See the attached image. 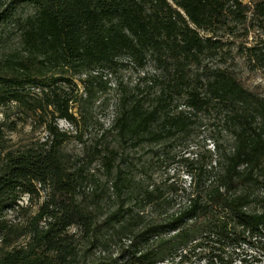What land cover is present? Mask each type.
I'll list each match as a JSON object with an SVG mask.
<instances>
[{
    "label": "trees",
    "instance_id": "obj_1",
    "mask_svg": "<svg viewBox=\"0 0 264 264\" xmlns=\"http://www.w3.org/2000/svg\"><path fill=\"white\" fill-rule=\"evenodd\" d=\"M17 2L31 12L15 19L19 47L0 58V264L264 263V97L234 70L202 64L220 54L213 34L248 13L264 22V0H0V31ZM250 50L264 65V49ZM122 60L153 70L117 85L109 126L72 164L57 121L77 128ZM212 108L230 141L184 159L187 183L156 181L135 161ZM20 120L41 123L45 138L7 144ZM95 156L102 178L87 167Z\"/></svg>",
    "mask_w": 264,
    "mask_h": 264
},
{
    "label": "rangeland",
    "instance_id": "obj_2",
    "mask_svg": "<svg viewBox=\"0 0 264 264\" xmlns=\"http://www.w3.org/2000/svg\"><path fill=\"white\" fill-rule=\"evenodd\" d=\"M241 1L243 4L249 3L248 0ZM8 10L5 26L0 31V58L5 56L8 51L16 50L19 47L18 37L14 34V22L18 16L29 14L31 7L17 2L12 4ZM250 18L248 13L246 22L235 23V25L231 22L230 26L232 27L230 29L213 34V39L220 42L218 44L220 54L212 58H203L202 64L234 70L245 86L264 97V65L256 63L250 50L254 47L264 49V22H251ZM121 62V67L115 73H109L104 78L109 86L107 92L98 94L90 107L81 110L85 117L78 123L77 128L63 119L57 121L58 127L69 132L71 136L62 148L70 157L72 164H79L87 160V150L98 143V136L103 129L109 126L114 102L118 95L117 85L121 84L126 88H132L136 83L141 82L143 74L153 70L150 63L141 70L128 60ZM78 78L77 75L72 76L73 82L77 85V90L74 92L76 93L74 94L75 99L83 95ZM175 101V105L183 108V99ZM73 111L78 113L76 107ZM11 118L13 119V117ZM194 121L195 123L188 133L177 137L170 143L151 146L153 151L150 153H147L148 149L143 148L132 154L136 162H144L152 179L157 181L169 175L179 182L185 181L187 183V176L183 173L185 170L184 159L190 161L207 150H211L213 140H218L222 144L230 141L231 133L223 125V113H220L216 108L198 113ZM4 137L7 144L16 147L26 145L29 141L38 139L42 141L45 138V131L41 123L37 121L30 123L28 120L26 123H21L20 120L14 129H5ZM106 137L104 143L109 141L113 144V137L111 135ZM87 167L99 174V178H102L101 160L98 157L95 156ZM44 195L45 190H41L40 197L31 201L32 212L37 209ZM26 199V196L23 195L20 202L25 204ZM194 264H205V261L204 259H197Z\"/></svg>",
    "mask_w": 264,
    "mask_h": 264
}]
</instances>
